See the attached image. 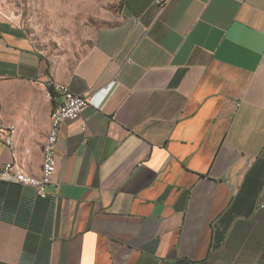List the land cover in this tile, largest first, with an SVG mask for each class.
Returning a JSON list of instances; mask_svg holds the SVG:
<instances>
[{
	"label": "crops",
	"instance_id": "0c3cea01",
	"mask_svg": "<svg viewBox=\"0 0 264 264\" xmlns=\"http://www.w3.org/2000/svg\"><path fill=\"white\" fill-rule=\"evenodd\" d=\"M119 1L71 60L0 11V167L38 176L58 86L91 98L46 197L0 182V264H264V0Z\"/></svg>",
	"mask_w": 264,
	"mask_h": 264
},
{
	"label": "rangeland",
	"instance_id": "374dc122",
	"mask_svg": "<svg viewBox=\"0 0 264 264\" xmlns=\"http://www.w3.org/2000/svg\"><path fill=\"white\" fill-rule=\"evenodd\" d=\"M119 7V0H0V11L22 24L38 50L70 60L116 21Z\"/></svg>",
	"mask_w": 264,
	"mask_h": 264
},
{
	"label": "built area",
	"instance_id": "2783aa9c",
	"mask_svg": "<svg viewBox=\"0 0 264 264\" xmlns=\"http://www.w3.org/2000/svg\"><path fill=\"white\" fill-rule=\"evenodd\" d=\"M169 0H153L158 10H162ZM58 90L62 93L61 100L51 109L49 127L41 149V168L38 176L23 171V167L15 160L6 162L0 167V182L17 183L33 187L37 196L47 195V186L53 182L56 170V148L60 128L65 120L76 119L84 108L90 104L91 98L82 93L73 92L67 85L61 84ZM17 131L15 123L0 125V140L8 145L11 132Z\"/></svg>",
	"mask_w": 264,
	"mask_h": 264
},
{
	"label": "bare ground",
	"instance_id": "6f19581e",
	"mask_svg": "<svg viewBox=\"0 0 264 264\" xmlns=\"http://www.w3.org/2000/svg\"><path fill=\"white\" fill-rule=\"evenodd\" d=\"M1 124H9V123H3V122H0V125H1ZM15 133H16V131L10 133V135H9V137H8V145H10V144L13 142V139H14ZM23 171H24V170H23Z\"/></svg>",
	"mask_w": 264,
	"mask_h": 264
},
{
	"label": "trees",
	"instance_id": "16d2710c",
	"mask_svg": "<svg viewBox=\"0 0 264 264\" xmlns=\"http://www.w3.org/2000/svg\"><path fill=\"white\" fill-rule=\"evenodd\" d=\"M49 91H50V93H53V87L52 86H49Z\"/></svg>",
	"mask_w": 264,
	"mask_h": 264
}]
</instances>
